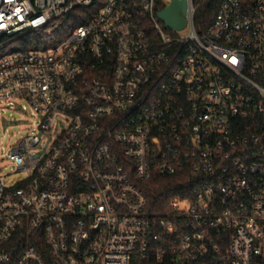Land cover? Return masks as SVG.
I'll return each mask as SVG.
<instances>
[{
	"label": "built area",
	"instance_id": "built-area-1",
	"mask_svg": "<svg viewBox=\"0 0 264 264\" xmlns=\"http://www.w3.org/2000/svg\"><path fill=\"white\" fill-rule=\"evenodd\" d=\"M19 111L0 264H264V0H0V130ZM179 172L153 216L141 184Z\"/></svg>",
	"mask_w": 264,
	"mask_h": 264
},
{
	"label": "trees",
	"instance_id": "trees-1",
	"mask_svg": "<svg viewBox=\"0 0 264 264\" xmlns=\"http://www.w3.org/2000/svg\"><path fill=\"white\" fill-rule=\"evenodd\" d=\"M215 7V4H202L197 10L195 24L199 26L211 20ZM191 181L192 177L187 172H179L172 176H153L151 180L141 184L147 199V210L155 217H164V214L169 212L170 201L190 191Z\"/></svg>",
	"mask_w": 264,
	"mask_h": 264
},
{
	"label": "rangeland",
	"instance_id": "rangeland-1",
	"mask_svg": "<svg viewBox=\"0 0 264 264\" xmlns=\"http://www.w3.org/2000/svg\"><path fill=\"white\" fill-rule=\"evenodd\" d=\"M56 24L57 22L56 23L53 22L48 27L36 30L37 35L43 38V36L47 34L48 30L54 31L56 29L55 27ZM68 31H69V28L64 27V32L61 35L49 36L48 38L44 37L42 39L43 40L42 44L47 43L46 45L55 46L63 42L67 38ZM190 32H191L190 28L186 27V28H183L182 30H179L176 36L180 38L187 37L190 35ZM167 33L171 34L172 32L167 31ZM47 39H49V41ZM16 49H18L17 45L13 44L5 50L6 51L5 53H9ZM12 116H14L16 120H19L21 122H19L18 125L9 126L7 128L8 129L7 132H5L3 129L0 130V137L3 136V138L0 139V149L2 146V147H5L6 150H8L10 146H13L18 140H20L21 138L29 134L28 118L23 116V114L20 111L12 113ZM6 117H9V116L6 115ZM1 154L3 153H1L0 151V178L2 179L3 184H5L6 186H14L24 176V173L19 172L16 169V165L13 162L8 161L6 158L3 159L1 157ZM180 206L183 207L185 206V204H181Z\"/></svg>",
	"mask_w": 264,
	"mask_h": 264
},
{
	"label": "water",
	"instance_id": "water-1",
	"mask_svg": "<svg viewBox=\"0 0 264 264\" xmlns=\"http://www.w3.org/2000/svg\"><path fill=\"white\" fill-rule=\"evenodd\" d=\"M158 18L168 29H182L186 25V2L173 1L158 13Z\"/></svg>",
	"mask_w": 264,
	"mask_h": 264
}]
</instances>
